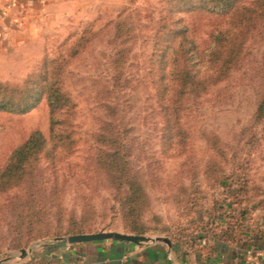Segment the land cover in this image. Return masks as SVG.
<instances>
[{
  "label": "rangeland",
  "instance_id": "rangeland-1",
  "mask_svg": "<svg viewBox=\"0 0 264 264\" xmlns=\"http://www.w3.org/2000/svg\"><path fill=\"white\" fill-rule=\"evenodd\" d=\"M163 5L164 0L68 1L62 17L51 18L44 33L25 34L16 47L0 49V81L22 84L44 56L66 52L82 35L89 40L63 76L76 101L73 143L63 149L55 165L44 155L34 164L48 189L57 187L59 192L52 195L47 220L36 219L29 231L18 225L11 202L30 183L0 193V260L18 256L22 264L26 256H20L21 249L55 240L56 233L82 221L92 232L205 235L215 227L228 189L237 188L239 178L249 187L247 202L264 201V119H254L259 86L264 84V31L249 39L247 55L228 78L185 98L175 125L171 111L165 110L169 95L152 58ZM122 18L134 24V32L126 41L131 51L123 80L114 84L112 58L118 46L114 37ZM217 20L214 15L195 17L202 46ZM113 119L124 123L130 157L147 193L145 233L126 227L116 190L96 166L98 138ZM35 128L50 134L47 98L27 112L0 109V168ZM223 174L231 176L228 189L217 182ZM233 199L229 194L228 200ZM253 217L264 218V205L254 208Z\"/></svg>",
  "mask_w": 264,
  "mask_h": 264
},
{
  "label": "trees",
  "instance_id": "trees-1",
  "mask_svg": "<svg viewBox=\"0 0 264 264\" xmlns=\"http://www.w3.org/2000/svg\"><path fill=\"white\" fill-rule=\"evenodd\" d=\"M206 15H214L219 20L209 32L206 46H202L196 35L195 17ZM126 20L122 18L116 23L114 39L118 46L112 58L114 84H121L127 56L131 51L126 41L134 32V24ZM262 30L264 0H164L152 58L154 65L158 63L161 72L159 80L164 81V89L169 95L164 103L165 110L168 113L171 111L175 125L181 119L180 112L185 98L192 93H202L210 85L228 78L247 55L249 39L255 32ZM88 41L82 35L77 42L68 46L66 52L61 51L56 57L44 56L41 65L28 73L22 84L0 81L2 110L27 112L44 98H47L49 104V136L42 129L35 128L11 152L5 165L0 168V193L30 183L23 194L18 196V200L11 202L18 225H26L28 231L34 229L36 219L47 220L54 203L52 195L59 192L57 187L53 191L48 189L41 176H37L39 169L34 164L44 155L55 165L63 149L73 143L72 121L76 101L65 88L63 76L70 60L79 54ZM261 85L254 114L256 121L264 119V84ZM111 107L115 109V106ZM102 129L98 138L101 146L96 151V166L104 171L116 190L126 227L130 231L145 233L142 218L147 193L140 170L130 157V144L124 123L118 119L109 120ZM229 176L223 174L217 178V182L228 189L229 183H232L229 182ZM236 182L239 185L237 188L228 189L234 199L228 200L229 194H226L219 220L215 221V227L207 229L205 235L229 242L246 236L264 237V218L255 220L253 217L254 208L264 205V201L247 202V182L240 181V178ZM83 222L72 223L66 232L56 233L54 239L66 234L92 232L93 229ZM200 236V232H193L169 237L181 244H191ZM22 264L51 263L45 257H32Z\"/></svg>",
  "mask_w": 264,
  "mask_h": 264
},
{
  "label": "crops",
  "instance_id": "crops-1",
  "mask_svg": "<svg viewBox=\"0 0 264 264\" xmlns=\"http://www.w3.org/2000/svg\"><path fill=\"white\" fill-rule=\"evenodd\" d=\"M10 1L13 4L8 7ZM68 1L86 0H0V49L16 47L25 34L44 33L51 18L62 17ZM170 239L171 245L162 240L121 238L46 241L33 246L25 260L45 257L51 264H264V237L246 236L229 242L201 234L191 244ZM19 263L18 256L0 260V264Z\"/></svg>",
  "mask_w": 264,
  "mask_h": 264
},
{
  "label": "water",
  "instance_id": "water-1",
  "mask_svg": "<svg viewBox=\"0 0 264 264\" xmlns=\"http://www.w3.org/2000/svg\"><path fill=\"white\" fill-rule=\"evenodd\" d=\"M105 238H121V239L131 240L135 242H148V241L162 240V241L167 242L169 245H171V239L168 236L138 235V234H130L126 232H121L117 230L71 234L66 237L57 238V240H64L66 242L73 243V242L105 239ZM30 249H26V248L21 249L20 256L21 257L26 256Z\"/></svg>",
  "mask_w": 264,
  "mask_h": 264
},
{
  "label": "built area",
  "instance_id": "built-area-1",
  "mask_svg": "<svg viewBox=\"0 0 264 264\" xmlns=\"http://www.w3.org/2000/svg\"><path fill=\"white\" fill-rule=\"evenodd\" d=\"M12 4H13V2H12V1H10V3H9L7 6H8V7H10Z\"/></svg>",
  "mask_w": 264,
  "mask_h": 264
}]
</instances>
